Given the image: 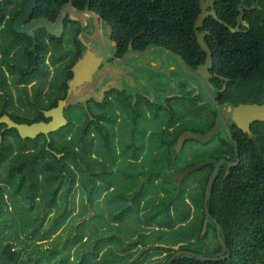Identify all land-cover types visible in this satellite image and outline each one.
I'll return each mask as SVG.
<instances>
[{
	"label": "trees",
	"instance_id": "obj_1",
	"mask_svg": "<svg viewBox=\"0 0 264 264\" xmlns=\"http://www.w3.org/2000/svg\"><path fill=\"white\" fill-rule=\"evenodd\" d=\"M112 1L116 26L144 32L146 45L170 49L194 71L206 62L207 52L200 46L195 30L202 13L200 0ZM211 1L216 2L215 11L221 21L240 29L232 32L215 18L208 19L200 29L210 33L207 42L214 52L211 74L230 80L214 78L217 102L231 107L262 105L264 0ZM5 46L8 48V43ZM5 60L12 65L9 57ZM41 65L40 60H32L30 68L34 71L16 76L17 86L24 77L27 85L38 81L34 96L28 86L17 88L20 104L28 106V111L16 109L12 90L6 81L0 82V118L8 115L19 124L48 121L39 108L46 111L56 103L50 97L47 101L42 97L49 84L48 77L44 82L38 80ZM199 101L194 99V121L203 117L207 125L193 132L208 134L218 120L217 106L210 100L204 105ZM226 121L240 153V166L231 169L229 178H225L229 163L237 158L233 141L221 125L220 134L210 143L191 140L195 144L191 152L185 151L188 142L182 151L155 160L161 167H168L167 179L189 165L208 159L213 160L212 164L192 172L180 184L172 180L169 185L157 186L137 185L139 175L133 168L140 154L115 152V138L109 131L100 130L96 140L87 123L81 128L70 123L51 134L48 144L45 135L24 140L18 130L1 125L0 264H167L177 253L170 246L179 243H186L180 251L209 258L231 253V257L206 262L184 255L170 264H264V123H255L251 134H247L238 129L229 115ZM121 144L137 145V135L134 133L131 140ZM222 160L209 203L215 220H210L209 231L203 236L208 220L205 193L213 170ZM98 170L104 176L100 179L103 186L95 179L96 183H90V175ZM194 173L198 174L195 180L186 185ZM95 185L99 186L98 192H105L106 198L95 201ZM134 186V191L129 190ZM81 188L85 189L81 198L84 210L77 212ZM129 197L133 198L132 206L125 204ZM109 202L115 206L111 208ZM88 204L94 209L92 219L96 212L104 219L102 213H107V220L97 229L93 220V234L85 223ZM126 222L128 226L123 228ZM217 223L228 248L219 240ZM128 228L137 232L135 239L123 236ZM138 245L143 248L132 254Z\"/></svg>",
	"mask_w": 264,
	"mask_h": 264
},
{
	"label": "flooded vegetation",
	"instance_id": "obj_2",
	"mask_svg": "<svg viewBox=\"0 0 264 264\" xmlns=\"http://www.w3.org/2000/svg\"><path fill=\"white\" fill-rule=\"evenodd\" d=\"M30 3L0 0V82L6 81L12 90L16 109L28 111V106L20 104L17 88L28 86L34 96L38 82L27 85L24 77L17 86L16 76L32 73L30 62L40 60L38 80L44 82L48 77L49 84L42 97L45 101L52 98L53 108L66 101L63 116L67 125L81 128L87 123L96 140L100 130L109 131L115 138V152L140 154L133 168L139 175L137 185H169L176 180L175 176L165 178L168 167L155 160L184 149L179 150L176 140L194 131V99L201 105L210 99L204 82L217 102L215 77L203 82L194 76L198 68L194 71L170 49L146 45L144 32L116 26L112 0H37L19 24L30 34L18 33V20ZM40 21L43 24L35 26ZM76 67L81 84L70 91L69 83L77 78ZM195 78L201 83L195 84ZM228 107L222 106L225 121L228 115L231 120ZM134 133L137 145L121 144ZM125 204L132 206L133 198H126Z\"/></svg>",
	"mask_w": 264,
	"mask_h": 264
},
{
	"label": "water",
	"instance_id": "obj_3",
	"mask_svg": "<svg viewBox=\"0 0 264 264\" xmlns=\"http://www.w3.org/2000/svg\"><path fill=\"white\" fill-rule=\"evenodd\" d=\"M36 3H37V0H31V3H30L28 10L19 18L17 26H16L18 33L24 32V33L30 34L28 32L29 29H26V28L24 30L20 29L19 24H20V21L22 19H24L25 17H27L31 13V11L35 7ZM200 3H201L202 13L200 14V16L198 18V21H197L196 26H195V30L197 33V39H198L200 46H202V48L207 52V59H206L205 63L199 65L198 71H197V73H194V76L196 78H200L203 82H204V78H212V77L220 78L221 80H223L225 82H229L230 80L227 78L220 77L217 74H214V75L211 74V71L213 68V63H214V52L207 42V37L210 35V33L209 32L202 33V32H200V29L205 27L206 21L210 18H215L218 22L223 23L232 32L240 31V29H236L233 26L227 24L225 21H221L219 19V16L215 11V5H216L215 1L200 0ZM42 24H43V22L40 21V22H37L35 24V26L36 25H42ZM244 24L246 27H249V24H247L246 22H244ZM75 73L77 74V78L75 81H71L69 83L70 91L75 90L76 87L81 84V76L79 74V67L75 68ZM204 85H205L206 92L208 93L209 97L217 106L218 120H217L215 126L211 129V131L208 134L194 133V132L185 133L182 137H180L178 139V148H179V150H182L183 147L185 146V144L187 143V141H191V140L196 141L198 143H202V144L210 143L216 136H218L220 134L221 125H222L224 127V129L226 130L229 138L233 141L234 149L236 152V158H237L236 162L229 163V169L227 170L226 175H225V178L227 179L231 175V173H230L231 169L235 168L237 166H240L239 165L240 164L239 148H238V144L234 140L233 135L231 134V132L228 128V125L225 121V118L223 116L222 111L224 109H222V106L216 102L215 97L207 90V85L205 82H204ZM65 105H66V101L63 100V101L59 102L57 107L44 111L45 117L47 119H51L49 122L41 121V122H36L34 124H26V123L19 124V123L15 122L10 116L5 115L2 118H0V126L1 125H7V129L18 130L21 137L24 140H27V139L34 140L40 135H45L46 137L49 138L51 134L59 131L60 129H62L63 127H65L67 125V121L63 116V109H64ZM226 110L229 114H231L232 122L238 127V129H240L244 133L251 134L252 125H254L255 123H258V122L264 123V103L262 105H259V104H239L236 107H228ZM2 139H3V136L1 135V140ZM50 142H51V140L49 138L48 144H50ZM58 157L60 158L61 155H58ZM212 163H213V160L208 159L202 163H195V164L189 165L185 169L176 172L174 174L175 179L178 182H182L192 172L198 171V170L202 169L204 166H208ZM223 163H224V160L220 161L216 165L215 169L213 170L211 179L208 183L207 189H206L205 212L208 216V220H206L205 225H204L203 236H205L207 234V232L209 231L210 220H215L209 211V203L211 200V196H212V192H213V186H214V183L216 180V176H217L220 168L222 167ZM217 224H218L219 240L225 248H228V245L225 242L223 235H222V228L219 225V223H217ZM185 245H186V243H179L177 245L171 246L172 250L177 251V253L170 259V261L167 264H170L175 258H177L179 256H184V255L194 256V257L201 259L203 261H206V262H221V261L227 260L228 258L231 257V253L226 257L209 258V257H205L202 255L193 253V252L180 251V249H182V247H184Z\"/></svg>",
	"mask_w": 264,
	"mask_h": 264
},
{
	"label": "rangeland",
	"instance_id": "obj_4",
	"mask_svg": "<svg viewBox=\"0 0 264 264\" xmlns=\"http://www.w3.org/2000/svg\"><path fill=\"white\" fill-rule=\"evenodd\" d=\"M178 76L180 75L179 73L177 74ZM194 81H195V84H200L201 82L199 81V80H197L196 78L194 79ZM199 81V82H198ZM209 96V95H208ZM210 98V97H209ZM211 99V98H210ZM209 99V100H210ZM211 101V100H210ZM201 105V104H200ZM207 125V122H206V120L202 117V118H200V119H198L197 121H195V123H194V127H193V129L194 130H196V131H200L201 129H204L205 128V126ZM195 144L194 143H192V142H189L188 144H187V146H186V152H191L194 148L193 147H195L194 146ZM101 171L102 170H98L97 172H93L90 176H91V179H90V183L92 182H95V181H93V179H95V180H97V182H100L101 180H103L104 179V176H103V174L101 173ZM198 174H196V173H194V174H192L191 176H190V178H188V180H187V182H185V184L186 185H190L191 184V182H193L194 180H195V178H196V176H197ZM101 179V180H100ZM184 181V180H183ZM182 181V182H183ZM178 182V181H177ZM182 182H178L179 184L180 183H182ZM91 183V184H92ZM96 183V182H95ZM101 184V185H100ZM99 185L100 186H103V182H100L99 183ZM98 187L99 186H97V185H95V193H94V196H93V198H95V201H98V199H104V198H106V194H105V192L103 193V192H98ZM137 186H134V187H132V188H129V190H131V191H134V189L136 188ZM80 191H79V193H78V197H77V202H78V210H77V212H82L83 210H84V208H83V206H82V204H81V198H82V194H84V192H85V189H83V188H81V189H79ZM89 190V189H88ZM87 190V192L89 193V191ZM149 198L151 197V195H147ZM103 209H104V207H102ZM1 210V209H0ZM86 210H87V213H88V217H87V219L85 220V223H87L88 224V230L90 231V233H96V231H95V229H94V224H95V227H96V229L98 228L97 226L99 225V226H103V223L105 222V220H107L106 219V217H107V213H106V211L105 212H103L102 213V215L103 216H105V219L104 218H100V216H98L97 215V212L95 213V218L94 219H92V215H94L93 214V212H94V209H93V206L91 205V204H88V205H86ZM135 213V212H134ZM137 213V212H136ZM2 215H3V213H1ZM93 220H94V224H93ZM128 223L126 222V223H124L123 224V228H127V225ZM85 227H81L80 229L81 230H83ZM130 231H129V228L128 229H125L124 230V234H123V236L126 238V239H130V238H136L137 236H135V235H137V232L136 231H134V230H132L130 233H129ZM90 233H89V235H90ZM124 238V239H125ZM124 239H123V241H122V243L124 242ZM171 247V246H170ZM143 248V246L142 245H138L135 249H132L131 250V253L132 254H137L138 252H139V250H141ZM81 253L82 252H80V255H81ZM135 256H137V255H135ZM165 256V254L162 256V257H160V258H163ZM159 256H156V259L155 260H158L159 258H158Z\"/></svg>",
	"mask_w": 264,
	"mask_h": 264
}]
</instances>
